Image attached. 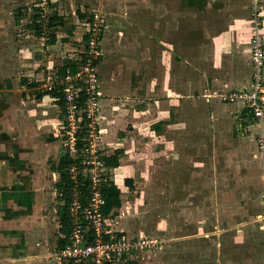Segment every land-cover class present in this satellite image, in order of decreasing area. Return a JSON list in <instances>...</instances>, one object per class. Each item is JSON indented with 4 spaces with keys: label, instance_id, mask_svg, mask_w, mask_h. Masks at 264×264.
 Masks as SVG:
<instances>
[{
    "label": "rangeland",
    "instance_id": "374dc122",
    "mask_svg": "<svg viewBox=\"0 0 264 264\" xmlns=\"http://www.w3.org/2000/svg\"><path fill=\"white\" fill-rule=\"evenodd\" d=\"M74 1L70 5L60 2L53 8L48 3L45 7L49 18L55 12L63 14L64 11L69 13L67 18L78 22L80 30L76 37L79 39L73 42V60L77 57L81 59V51L86 48L82 40L85 20H77L74 16V11L81 9L82 4ZM95 1L90 0V7L86 6L85 12L89 14L93 9H99ZM25 6L30 9L29 15L25 11L22 17L18 16L16 12ZM33 7L34 0H0V70L4 75L11 77L17 73L18 61L23 59L18 56L21 53L26 56L22 52L23 47L20 50L15 40L21 38L17 36L18 31L27 29ZM18 18L22 25L18 23ZM13 20L15 24L10 23ZM212 21H208L209 24ZM199 25L202 26V22H196V28ZM44 28L38 38L29 37L30 41L48 43L52 32L46 24ZM260 28L262 32V23ZM166 37L169 39V36ZM198 37L196 34L195 41ZM200 41L196 45L197 50L188 53V59L193 63L190 75L195 79V86H200L197 93L201 96L196 101L190 100L189 105L186 101L178 105L179 113L173 122L176 133H169L170 139L164 144L159 145V139L151 128L155 118L150 113L136 115L134 110L139 101L135 97L117 98L116 112L112 111L110 100L105 105L104 102L108 101L106 97L97 98L94 134L87 144L89 155L83 159L91 160L88 164L93 165L95 172L121 189L122 206L110 216L109 227L130 238L143 236L154 241L152 246L136 251L130 257L133 264H264V150L257 138L260 131L255 128L243 137L235 136L232 105H228L227 110H230L224 114L197 116L204 109V96L209 89L208 81H203L204 71L209 70V66H203L205 51L197 48L204 46V39ZM51 48L55 49L51 50L50 57L46 52L37 50L42 58L47 56L46 64L51 65L49 79L40 80L42 83L33 88L26 85L24 94L22 91L13 92L12 96L8 93L10 104L6 103V107L13 103L14 108H19L15 115H11L15 127L13 138L16 139V142H11L12 150L19 152L18 158L27 159L16 163L14 158L11 165L7 164L14 173L19 170L18 176L13 175L8 182L16 185L14 178L17 176L21 181L17 183L19 187L24 189L26 185L27 197L35 199L32 203L40 208L36 214L44 222L41 232L39 226L42 222L35 221L33 224L28 219L29 228L24 229L28 237L24 233L19 238L24 245L19 246L26 248L27 239H31L29 245L36 246L35 256L41 254L38 259L41 264H57L54 255L60 249L58 240L63 235L57 215L60 195L55 188L59 176L52 167L59 163L62 146L70 144L79 126L77 123L75 128L70 116L63 115L59 99L52 95L56 87L61 86L58 82L63 76L58 75L60 69L66 68L70 59L59 58L60 49ZM50 59L57 60L54 63L49 62ZM23 68L28 67L23 66L22 70L18 67L15 79L19 89ZM98 84L101 91L99 77ZM179 85H182L181 82ZM39 93L45 94L39 97ZM82 113L80 111L76 116ZM99 114L101 119H98ZM66 122L69 126L74 124L72 129ZM33 124L36 128L40 127L38 131L34 130ZM117 150L123 151L120 166L117 169L100 167L96 161L102 160L97 158L98 153L99 157L114 155ZM16 166L19 168L16 169ZM127 179H131L132 183L128 184ZM28 204L32 206L29 201ZM41 246L45 251L38 249Z\"/></svg>",
    "mask_w": 264,
    "mask_h": 264
},
{
    "label": "crops",
    "instance_id": "0c3cea01",
    "mask_svg": "<svg viewBox=\"0 0 264 264\" xmlns=\"http://www.w3.org/2000/svg\"><path fill=\"white\" fill-rule=\"evenodd\" d=\"M78 1L82 4L81 9H76L74 16L77 20L78 18L85 20L83 40L88 14L85 12L86 6L90 7L91 2ZM51 2L53 8L54 4L60 2L70 5L75 1L51 0ZM95 2L97 7L106 12L108 18V27L101 42L103 57L98 63V77L102 83V96L108 100L104 103L107 105L110 100L113 112L118 108L116 105L118 102L115 101L117 98L135 97L139 101V105L134 110L136 115L144 116L150 113L155 118L151 128L159 139V145L167 142V139H170L169 133H176L173 122L175 115L179 113L178 105L185 101L189 105L190 100L196 101L201 96V93H197L200 86H195V79L190 75V71H193V63L188 59V53L197 50L196 45L204 39V46L199 45L197 48L205 51L206 60L203 66H209V70L204 71L203 81H208L209 89H206L208 90L206 94L204 93L205 102H203L204 109L207 110L202 109L197 116L206 114L214 117L217 113L224 114L225 111L230 110H227L228 105H232L233 124L237 121L238 117L235 113L237 106L229 103L225 97L230 91L247 87L251 83L253 69L250 52L253 21L257 18L262 23L264 34V0H106L104 2L96 0ZM24 10L28 11L29 15L30 9H23L22 12H25ZM22 14L24 13H21V17ZM81 14H86V17L82 18ZM58 15L61 17L65 15L66 18L63 17L64 25L60 27L61 30L57 32L53 42L49 41L46 44L44 41L37 44L31 42L30 38L34 35L28 25L27 29L18 31L17 36L21 38L15 41L18 42L20 50L23 47L22 52H25L26 56L22 53L18 56L25 60L18 61L17 73H19L18 67L21 70L23 66L28 67L21 71L24 75L20 80V89L15 82L17 73H13L10 77L8 74L4 75L2 69L0 70V156L2 157L0 158V264H41L38 262L41 254L35 256L36 246L29 245L31 239H27L26 248L19 246L24 245L19 238L24 233L25 237H28L27 230H24L29 228L28 219L33 224L35 221L37 223L41 221L40 228L44 226V222L43 219L40 220L39 214H36L40 208L35 202L32 203L35 199L30 200L27 197L29 192L26 185L24 184V189L18 185L21 182L17 177L19 170L14 173L12 169L9 170L10 167H7L14 158L16 163L24 162L25 158H18L19 152L12 150L11 147L12 140L16 142L13 138L15 127L12 125L11 115L13 113L15 115L19 108L17 106L14 108L13 103L6 107V103L10 104L7 99L8 93L10 96L13 92L19 91L24 94L26 85L33 88L31 84L40 85L42 83L40 80L49 79L51 65L46 64V59L47 56L50 57L51 50L55 49L51 47L60 49L59 58L73 59L71 54L75 51L73 42L79 39L76 37L80 30L77 28L78 22L73 18H67L68 12L63 11V14ZM14 21L10 23L15 24ZM208 21H212L211 24ZM196 22H202V26L196 28ZM196 34L199 36L197 41H195ZM166 36H169V39ZM37 50L46 52L47 56L42 58ZM56 60L48 61L55 63ZM180 82L182 85H179ZM192 106L194 107L193 104ZM98 119H101L100 114ZM32 127H35L34 124ZM39 128L35 127L34 130L38 131ZM233 131L237 137L244 136L235 128ZM171 139L174 140L173 137ZM159 145L158 147L161 148ZM7 155L10 158H3ZM18 168L16 166V169ZM13 175H17L14 178L16 184L14 186L8 182L13 179ZM42 230L43 228L41 232ZM41 247L38 249L45 251L44 246Z\"/></svg>",
    "mask_w": 264,
    "mask_h": 264
},
{
    "label": "built area",
    "instance_id": "2783aa9c",
    "mask_svg": "<svg viewBox=\"0 0 264 264\" xmlns=\"http://www.w3.org/2000/svg\"><path fill=\"white\" fill-rule=\"evenodd\" d=\"M104 1L106 0H102ZM47 5L48 0H42L44 12L42 11L41 15L46 26L50 22V18L45 14ZM260 24L257 18L254 19L250 52L253 69L251 83L247 87L230 92L225 99L237 106L235 113L238 119L234 123L235 130L241 135H247L258 128L259 146L264 150V34L261 32ZM107 27V14L102 8L93 9L87 14L83 38L86 48L81 51V67L76 73L66 69L58 81L63 87L67 115L72 122H75V128L77 123L79 124L71 137L70 144L66 147L70 156L74 158L78 157L79 141L89 145V137H93L94 134L93 123L98 110L97 98L102 96L98 84V63L103 55L101 42ZM81 92L86 93L87 101L84 106L78 107ZM80 111H83L82 115L76 116ZM85 119L88 122V129L81 138L82 123ZM67 124L69 129L74 126L73 123H70L71 126L68 122ZM96 161L100 167H105L102 160ZM89 162L91 160L83 159L79 166L71 167L73 182L82 189L85 187L89 195L85 203L81 200L79 191L74 190L70 195L68 210L73 228L67 243L55 253L54 260L57 264H131L130 257L136 251L152 246L154 241H149L143 236L130 238L114 232L109 227L112 219L102 213L104 200L101 192L103 185L109 181L95 172Z\"/></svg>",
    "mask_w": 264,
    "mask_h": 264
},
{
    "label": "trees",
    "instance_id": "16d2710c",
    "mask_svg": "<svg viewBox=\"0 0 264 264\" xmlns=\"http://www.w3.org/2000/svg\"><path fill=\"white\" fill-rule=\"evenodd\" d=\"M48 3L51 5V0H48ZM48 4V5H49ZM24 8H28V6H25L23 8H19V11L17 12L20 16L22 13V10ZM42 9V0H34V7H33V13L31 14L30 23L28 24V27L31 28L34 36H40L42 32L45 30L44 28V19L41 15ZM25 11V10H24ZM82 18L86 17V14H81ZM64 25L63 17L59 16L56 12L54 15L50 18V22L47 25V29L51 31V40L55 41L56 34L58 32V29ZM80 61V62H79ZM82 62V56L80 58H75L74 60H68L66 68L60 69V72L58 75H64L65 70L69 69L71 73H76L79 69V64ZM37 84H31V86H36ZM56 91L52 93L55 98L59 99L58 104L61 107V111L63 115H67V105L65 100V95L63 92L62 86H57ZM45 94V93H44ZM44 94L39 93V97H42ZM78 107L84 106L87 101V96L85 92L80 93V97L78 100ZM67 124V122H66ZM82 128L81 138L85 136L86 131L88 129V122L85 119ZM78 157L74 158L70 156L69 150L62 146L60 153H59V163L56 164V166L52 167L53 171L58 174L59 180L55 184V188L59 193L58 200L60 202V205L57 209V215L61 226V236L58 240L59 242V248H62L68 241V237L70 236V233L73 228V223L69 214V202H70V195L73 193V191L77 190L79 191L80 198L83 201V203L87 202L88 198V192H86V188L84 189L80 188L79 186H76L71 178V167L73 165L79 166L80 162L89 155L87 152V143L79 141L78 143ZM123 153L122 150H117L114 155H101L99 158L102 159L104 162V165L108 169H117L120 166V155ZM127 183H132L131 179H127ZM101 192L103 195V204H102V213L105 215V217L111 216L115 214V211L122 206V200H121V189L117 187L113 182L109 181L106 182L103 187L101 188Z\"/></svg>",
    "mask_w": 264,
    "mask_h": 264
}]
</instances>
